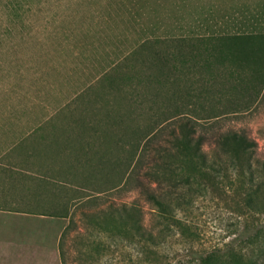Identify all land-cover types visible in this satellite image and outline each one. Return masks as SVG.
<instances>
[{
	"label": "rangeland",
	"instance_id": "rangeland-1",
	"mask_svg": "<svg viewBox=\"0 0 264 264\" xmlns=\"http://www.w3.org/2000/svg\"><path fill=\"white\" fill-rule=\"evenodd\" d=\"M182 35L204 41L185 54L173 38ZM146 39L173 49L164 73L150 68L149 50L136 64L125 61ZM0 58V111L7 118L1 132L19 138L13 147L26 153L14 160L32 171L8 182L2 194L16 203L0 207L30 210L36 224L50 230L49 241L32 248L42 252L34 264H197L210 252L264 264V0H0ZM117 67L127 90L139 82L148 94L159 92L157 101L141 99L144 105L197 118L209 157L217 132L247 134L257 144L252 164L242 157L240 164L224 162L216 176L205 169L192 174L200 187L176 211L180 224L156 247L110 231L72 235L61 257L55 240L69 217L51 213L76 201L83 185L87 193L105 190L93 197L98 203L138 195L128 189L137 182L108 191V179L86 181L82 168L72 167L80 166V153L92 151L81 149L82 139L97 147L133 138L124 126L112 128L107 115V78L112 72L121 80ZM83 121L90 122L85 133ZM137 198L151 224L153 207Z\"/></svg>",
	"mask_w": 264,
	"mask_h": 264
},
{
	"label": "trees",
	"instance_id": "trees-1",
	"mask_svg": "<svg viewBox=\"0 0 264 264\" xmlns=\"http://www.w3.org/2000/svg\"><path fill=\"white\" fill-rule=\"evenodd\" d=\"M198 37L203 36L182 35L173 38L182 52L191 54L196 52L191 45L196 46L194 42L197 39L204 41ZM161 45V41L158 40H143L129 52L125 61L128 65H131L132 61L136 64L149 50L150 68L164 73L170 62L168 55L173 54V49H163ZM118 71L121 80L117 78L116 73L108 74L111 95L104 98L105 102L111 105L107 109V115L112 128L124 126L127 133H132L130 137L133 138L128 140L127 144L116 139L111 145L106 146L103 142L97 147L91 143H84L82 139L81 149L88 148L92 151L84 150L80 153L77 158L80 166L73 164L72 167H76L75 171L77 169L81 171L82 168L83 180L108 179L110 181L108 191L126 189L131 182H137L134 188L128 189H134L150 203L153 207V220L151 224L146 222V212L137 198L138 195L130 201L112 199L108 203H98L93 202V197L102 195L105 190L87 193L85 192L87 187L83 185L76 201L72 203L67 201L61 209L51 213L69 217V222L60 237L61 257L64 256L67 241L72 235L91 236L96 233L102 236L112 231L131 240L137 239L143 247H156L169 231L180 224L176 211L184 205L190 192L200 187L192 184V174L198 175L205 169L206 176L212 173L216 176L224 162L240 164L242 157L252 164L254 147L257 144L247 134L237 130L217 132L214 138V156L211 158L206 148L207 134L199 132L200 123L197 118L183 112L169 114L166 108L161 106L144 105L140 102L141 99L143 101L147 96L148 100L157 101L160 98L159 92L148 94L143 88H139V82L131 88L133 90H127L121 76L123 68L120 67ZM151 79L153 80V76L148 74L147 81L150 82ZM144 117L147 122L142 125L141 118ZM89 125L90 122L87 121L79 123L81 133H85ZM113 136L114 134H111L110 138ZM65 143L70 147L68 141ZM122 146L125 147V151L119 155L116 149ZM98 147L101 149L94 151ZM261 168L264 170V166ZM78 211L82 215L76 217ZM197 264H257V262L253 259L244 260L238 255L226 260L210 252L201 255Z\"/></svg>",
	"mask_w": 264,
	"mask_h": 264
},
{
	"label": "crops",
	"instance_id": "crops-1",
	"mask_svg": "<svg viewBox=\"0 0 264 264\" xmlns=\"http://www.w3.org/2000/svg\"><path fill=\"white\" fill-rule=\"evenodd\" d=\"M1 109L3 106L0 103ZM3 119L7 118H3L0 111V205L16 203L11 200L7 201V196L2 194L11 187L8 182L10 180L17 181L20 178L24 180L26 179L24 175L32 172L25 165H17L15 162L16 157H23L26 152L24 148L17 150L13 147L19 138H15L14 135L11 136L9 131L3 135L1 132ZM17 174L23 176L15 177ZM31 175L33 177L34 172ZM59 224H61V229L58 231L55 240V254L58 253L59 236L66 223L60 222ZM50 233L48 228H42L36 224L34 212L27 209L0 207V264H28L29 262L34 264L35 261L42 259V252L34 254L32 248L35 243H38L39 246L44 243L42 240L44 238L48 242Z\"/></svg>",
	"mask_w": 264,
	"mask_h": 264
}]
</instances>
